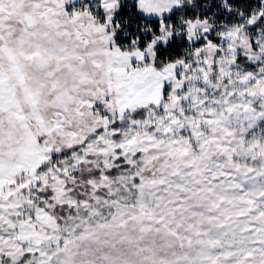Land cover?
I'll return each instance as SVG.
<instances>
[{
  "label": "snow or ice",
  "instance_id": "6c2138e0",
  "mask_svg": "<svg viewBox=\"0 0 264 264\" xmlns=\"http://www.w3.org/2000/svg\"><path fill=\"white\" fill-rule=\"evenodd\" d=\"M0 264H264V0H0Z\"/></svg>",
  "mask_w": 264,
  "mask_h": 264
}]
</instances>
